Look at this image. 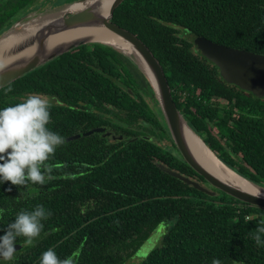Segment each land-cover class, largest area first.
<instances>
[{
	"label": "trees",
	"instance_id": "1",
	"mask_svg": "<svg viewBox=\"0 0 264 264\" xmlns=\"http://www.w3.org/2000/svg\"><path fill=\"white\" fill-rule=\"evenodd\" d=\"M69 1L54 0L52 6ZM45 3L0 0V34ZM113 22L154 54L178 110L200 136L214 125L223 139L229 113L240 110L237 131L228 138L246 164L241 166L246 171L238 173L264 187V98L224 81L188 38L205 37L264 55V0H125ZM31 92L57 100L49 127L65 142L47 161L52 179L29 185L35 189L31 196L24 186L0 184V235L21 209L42 204L51 212L34 244H16L21 249L5 264H39L49 247L60 258L78 253L75 264H125L160 226L157 245L139 264H211L213 258L222 264H264V246L251 235L264 224V210L213 188L173 153V143L163 144L172 141L152 87L122 53L97 43L78 47L1 89L0 107ZM105 126L116 135L128 132L121 141L118 136L110 142L103 133L67 140ZM204 141L213 151L215 144L223 148L215 138Z\"/></svg>",
	"mask_w": 264,
	"mask_h": 264
},
{
	"label": "water",
	"instance_id": "2",
	"mask_svg": "<svg viewBox=\"0 0 264 264\" xmlns=\"http://www.w3.org/2000/svg\"><path fill=\"white\" fill-rule=\"evenodd\" d=\"M53 1L45 0L42 8L30 12L0 34V90L83 45L97 43L114 48L130 59L148 80L183 160L213 188L264 210V187L228 166L201 139L178 110L165 72L154 54L135 34L113 22L115 10L125 0H72L56 7L52 6ZM107 35H110L109 41L104 39ZM122 42L131 45L137 55L123 51L118 44ZM192 42L203 57L219 68L224 81L264 98L263 54L236 49L205 37H192ZM101 132L105 129L95 128L67 140ZM162 169L212 197L218 195L187 176L166 167ZM221 174L233 175L253 185L257 194L229 182ZM14 247L16 251L21 249V245Z\"/></svg>",
	"mask_w": 264,
	"mask_h": 264
},
{
	"label": "clouds",
	"instance_id": "3",
	"mask_svg": "<svg viewBox=\"0 0 264 264\" xmlns=\"http://www.w3.org/2000/svg\"><path fill=\"white\" fill-rule=\"evenodd\" d=\"M51 106L52 98L32 93L18 103L0 107V184L10 181L12 185L24 186L31 196L35 189L29 185H43L52 179V167L47 161L65 142V137L49 127ZM50 215L42 204L18 211L0 235V264L15 259L18 251L14 245H33L44 229L43 221ZM251 235L258 247L264 246V224L256 226ZM20 237L22 242L18 240ZM77 255L60 258L49 247L41 253L39 264H75ZM211 264L222 261L213 258Z\"/></svg>",
	"mask_w": 264,
	"mask_h": 264
},
{
	"label": "flooded vegetation",
	"instance_id": "4",
	"mask_svg": "<svg viewBox=\"0 0 264 264\" xmlns=\"http://www.w3.org/2000/svg\"><path fill=\"white\" fill-rule=\"evenodd\" d=\"M197 50V49H196ZM198 51V50H197ZM205 58V57H204ZM210 62V61H209ZM219 69V68H218ZM219 72H220V70H219ZM172 91V90H171ZM32 93H35V92H31V93H27L25 96H23V97H26L28 94H32ZM245 94L246 95H248L249 93H247V92H245ZM48 96V95H47ZM144 98H145V100L149 103V97L148 96H146L145 94H143L142 95ZM22 97V98H23ZM50 97V96H49ZM173 97V96H172ZM22 98H20L19 100H21ZM53 98V97H52ZM174 100V99H173ZM218 101H220V99L218 100ZM175 102V101H174ZM227 103V104H226ZM225 104V106L227 107V108H229L230 107V104L228 103V102H226ZM55 104H57V100L55 99V98H53V102H52V105H55ZM176 104V103H175ZM239 113H240V110H234V113H229V115L228 116H230V117H232V118H228L227 119V122H226V124H228V127H227V129L225 130V132L226 133H228V135L227 136H225L223 139L217 134V132H215L214 133V129L216 130V131H218L217 130V128H212L214 125H209L208 126V128H207V132L205 133L206 134V139H212V138H215L216 140H218V143L223 147L222 149L220 148V146H219V150H217V151H215V153L216 152H218L219 154H217L218 156H221V157H223L224 159H226L228 162H226V164L228 165V166H230L231 168H233V169H235L237 172H238V170H239V167H241V166H246V164H245V162H244V158H243V156H242V154L241 153H239L238 151H235V150H233L232 148H231V145H232V140H230V139H228V138H230L229 136H230V134L232 133V132H236L237 130H236V126H235V124L237 123V120H241V119H238V117H239ZM95 128H101V127H94V128H90V129H88V130H91V129H95ZM102 128H105V131L106 132H104L103 133V136H105V137H107V138H109V141L110 142H112L113 140H115L116 141V139H117V136H119L120 135V137H122V139H124L125 137H124V135L128 132V130L127 131H125L124 133H120V134H115V133H113L112 131H110V129H109V127H107V126H105V127H102ZM212 128V129H211ZM87 131V130H86ZM107 132H109V133H111V135L110 136H107L106 135V133ZM169 137L171 138V141L172 142H170L169 140H167L168 142H170V144L172 145V143H173V145H175V143H174V141L172 140V137L170 136V134H169ZM120 140V139H119ZM170 145V146H171ZM175 150L179 153V156L182 158V156H181V154H180V152L178 151V149L176 148V146H175ZM183 159V158H182ZM248 167V166H247Z\"/></svg>",
	"mask_w": 264,
	"mask_h": 264
},
{
	"label": "rangeland",
	"instance_id": "5",
	"mask_svg": "<svg viewBox=\"0 0 264 264\" xmlns=\"http://www.w3.org/2000/svg\"><path fill=\"white\" fill-rule=\"evenodd\" d=\"M186 36V35H185ZM188 38L189 39H191L192 40V37L190 36V35H188ZM50 98H52V97H50ZM52 102H53V98H52ZM149 104L152 106V107H154V105H153V103H152V101L150 100V98H149ZM200 136V135H199ZM201 139L204 141V139H206L205 137H206V134L203 132V133H201ZM163 144H165V145H168V146H170L171 144H170V142H168L167 140L163 143ZM215 149L216 150H219V146H218V144H215ZM174 152V154L176 155V154H178L179 155V153L175 150V149H172ZM215 152V151H214ZM217 154H219L218 152H216ZM239 168H241V167H239ZM242 170H244V171H246V169H244V168H241ZM249 169H250V167H249ZM244 171H242V173H245ZM252 171V170H251ZM216 197V196H215ZM161 226L158 228V230L156 231V232H154L152 235H151V238H150V240L147 242V243H145V245L141 248V251L139 252V254H137V257H133V258H131L127 263H125V264H139L146 256H147V254H148V252H150L152 249H154V247L157 245V243H158V240H159V236H158V231L159 230H161Z\"/></svg>",
	"mask_w": 264,
	"mask_h": 264
},
{
	"label": "bare ground",
	"instance_id": "6",
	"mask_svg": "<svg viewBox=\"0 0 264 264\" xmlns=\"http://www.w3.org/2000/svg\"><path fill=\"white\" fill-rule=\"evenodd\" d=\"M109 37H110V35H107L106 37H104V39L109 41L110 40ZM114 42H116V41H112V43H114ZM118 44L120 45L121 49L123 51H125L126 53H128V54L133 53V55H137V53L134 51V49L131 45L124 43V42L118 43ZM146 72H147V74L150 75V73L147 70H146ZM221 176H222V178L227 179L229 182L231 181L234 184L238 185L239 187H242L248 191H251V192L256 193V194L258 192L256 187H254L253 185L243 181L242 179H240L238 177L236 178V177H233V175H223V174H221Z\"/></svg>",
	"mask_w": 264,
	"mask_h": 264
}]
</instances>
